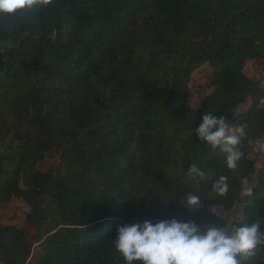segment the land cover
<instances>
[{
    "label": "trees",
    "instance_id": "16d2710c",
    "mask_svg": "<svg viewBox=\"0 0 264 264\" xmlns=\"http://www.w3.org/2000/svg\"><path fill=\"white\" fill-rule=\"evenodd\" d=\"M254 61L264 0H40L0 13V204H24L0 221V264H125L117 227L144 220L264 231V163L249 156L252 141L264 153V76L244 72ZM207 112L245 128L235 169L195 134ZM191 164L226 176L227 192L189 177ZM188 193L202 198L194 212ZM232 203L231 221L208 210ZM253 260L264 264V244Z\"/></svg>",
    "mask_w": 264,
    "mask_h": 264
},
{
    "label": "clouds",
    "instance_id": "9594fccd",
    "mask_svg": "<svg viewBox=\"0 0 264 264\" xmlns=\"http://www.w3.org/2000/svg\"><path fill=\"white\" fill-rule=\"evenodd\" d=\"M40 0H0V13H13L18 9H31ZM264 104V99H261ZM199 141L219 148L229 169H235L243 153L239 145L246 135L243 125L230 126L225 116L212 112L203 113L194 129ZM189 177L211 181V191L217 196L228 190L226 176L211 180V176L194 164L187 169ZM251 189L245 195L251 196ZM202 198L195 193L186 194L183 201L189 211H196ZM213 214L218 215L213 208ZM114 246L125 264H241L243 257L247 264H254L257 249L264 244V231L260 223L228 225L199 224L195 221H178L176 218L156 222L144 220L119 225Z\"/></svg>",
    "mask_w": 264,
    "mask_h": 264
},
{
    "label": "rangeland",
    "instance_id": "374dc122",
    "mask_svg": "<svg viewBox=\"0 0 264 264\" xmlns=\"http://www.w3.org/2000/svg\"><path fill=\"white\" fill-rule=\"evenodd\" d=\"M244 72L252 77H263L264 76V62L260 61H254L253 63H248L244 66ZM211 79V74H209L207 71L203 70L202 72L195 73L192 75L190 80V86L192 90V97H190L186 101V105H188L191 108H195L197 105L200 97L199 94V85L207 84ZM248 106V103H245L237 108L234 115H239L240 113H243L246 107ZM230 126H232L230 124ZM261 143L258 141H252L250 144V150H249V156L254 158H257L256 166L259 167L264 163V153L260 150ZM50 164V162H44L40 168L42 170L46 169L47 166ZM24 204L22 202L16 201L15 199H12L10 202H6L3 204H0V221L3 224H6L10 222V216L13 215L14 212H16L17 209L23 208ZM213 208L216 209V212L218 216L220 217H226L230 221L232 220L234 212L238 211L239 208H241V203H232V205L227 206H221V205H210L208 207V210L213 212ZM230 224V222L228 223Z\"/></svg>",
    "mask_w": 264,
    "mask_h": 264
}]
</instances>
